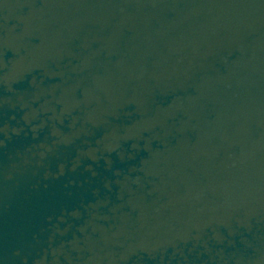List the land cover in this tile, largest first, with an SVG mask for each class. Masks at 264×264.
Instances as JSON below:
<instances>
[{
	"label": "water",
	"instance_id": "water-1",
	"mask_svg": "<svg viewBox=\"0 0 264 264\" xmlns=\"http://www.w3.org/2000/svg\"><path fill=\"white\" fill-rule=\"evenodd\" d=\"M0 264H264V0H0Z\"/></svg>",
	"mask_w": 264,
	"mask_h": 264
}]
</instances>
